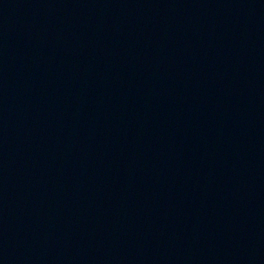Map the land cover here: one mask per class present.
Listing matches in <instances>:
<instances>
[{
	"label": "water",
	"instance_id": "1",
	"mask_svg": "<svg viewBox=\"0 0 264 264\" xmlns=\"http://www.w3.org/2000/svg\"><path fill=\"white\" fill-rule=\"evenodd\" d=\"M0 264H264V0H0Z\"/></svg>",
	"mask_w": 264,
	"mask_h": 264
}]
</instances>
